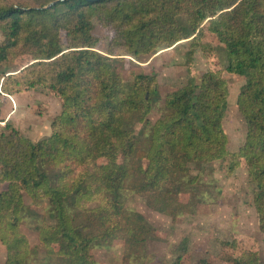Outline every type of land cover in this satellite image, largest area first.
I'll return each instance as SVG.
<instances>
[{
	"label": "trees",
	"instance_id": "16d2710c",
	"mask_svg": "<svg viewBox=\"0 0 264 264\" xmlns=\"http://www.w3.org/2000/svg\"><path fill=\"white\" fill-rule=\"evenodd\" d=\"M96 21L112 31L106 53ZM206 31L223 44L226 64L199 81L162 96L155 72L124 78L119 48L139 58L188 40V63L198 49L215 62ZM0 34L1 92L51 91L61 101L51 134L37 140L0 119L2 264H99L95 248L117 240L123 264L142 261L159 235L126 206L124 190L174 221L196 214L227 155L230 168L247 169L264 232V0H0ZM224 72L245 80L237 105L247 130L236 152L224 125ZM229 243L239 253L223 255L228 264H264L257 249ZM163 264L190 263L181 252Z\"/></svg>",
	"mask_w": 264,
	"mask_h": 264
},
{
	"label": "rangeland",
	"instance_id": "374dc122",
	"mask_svg": "<svg viewBox=\"0 0 264 264\" xmlns=\"http://www.w3.org/2000/svg\"><path fill=\"white\" fill-rule=\"evenodd\" d=\"M94 33L100 39L98 50L106 53L112 31L102 27L96 21ZM62 40L65 42L63 34ZM204 41L215 47L216 54L213 57L215 62H211L202 50L198 49L191 62L188 63L186 55L189 49L188 40H183L154 55L139 58L128 55L124 48L117 49L116 53L127 57L121 67L126 80H132L134 75L140 72H155L158 76L160 93L164 96L168 91L185 84L190 77L199 81L201 75L211 66L226 64L223 44L214 39L208 31H206ZM26 61L24 58L18 63L22 64ZM224 75L228 81L229 91L224 125L229 135V151L236 152L243 143L247 130L237 105L239 91L245 80L238 74L224 72ZM2 95L0 90V97ZM18 99V110L8 120L31 139L51 134L49 126L54 116L61 110L60 98L51 91L30 90L20 95ZM10 107L11 104L7 100L0 111H5ZM158 115L156 108L149 117L154 121ZM33 131H36L35 135ZM232 161V156L227 155L214 163L217 187L205 194L207 204L204 210L196 214H184L175 221L168 215L149 208L134 191L124 190L126 206L143 213L156 227L159 235L158 239L149 240L147 256L142 261H131L130 264L168 263L181 252H185L190 264H197L202 257H208L218 264H228L222 258L223 255L239 253V249L233 248L229 243L234 238L241 241V247L244 249H257L264 261V232L259 228L253 205L252 184L245 166L238 165L230 168ZM26 201L30 202V199L26 197ZM24 231L32 245H36L38 243L37 234L29 227H24ZM122 253L123 242L121 240L95 248V256L99 264H123ZM5 258V248L0 243V264Z\"/></svg>",
	"mask_w": 264,
	"mask_h": 264
},
{
	"label": "crops",
	"instance_id": "0c3cea01",
	"mask_svg": "<svg viewBox=\"0 0 264 264\" xmlns=\"http://www.w3.org/2000/svg\"><path fill=\"white\" fill-rule=\"evenodd\" d=\"M27 92H29V91H27ZM27 92L17 93V94H13V95H8V94L2 93L3 95L0 97V108L5 106L7 100L11 104V107L7 108L5 111H3V110L0 111V119L4 118V120L6 121L9 119L10 116H13L16 113V111L18 110V106H17V102L19 103L18 97L20 95L26 94ZM49 127H50V132H51V122H50ZM50 132H48V133H50ZM32 133H33V135H35L36 131H33ZM39 138H41V137L39 136V137H36L35 139H32V140H37Z\"/></svg>",
	"mask_w": 264,
	"mask_h": 264
},
{
	"label": "water",
	"instance_id": "95a60500",
	"mask_svg": "<svg viewBox=\"0 0 264 264\" xmlns=\"http://www.w3.org/2000/svg\"><path fill=\"white\" fill-rule=\"evenodd\" d=\"M54 3H55V1H53V2L49 3V6H50V5H52V4H54Z\"/></svg>",
	"mask_w": 264,
	"mask_h": 264
}]
</instances>
